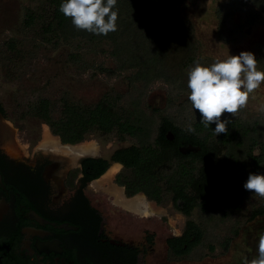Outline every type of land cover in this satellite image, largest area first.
<instances>
[{
    "label": "trees",
    "instance_id": "trees-1",
    "mask_svg": "<svg viewBox=\"0 0 264 264\" xmlns=\"http://www.w3.org/2000/svg\"><path fill=\"white\" fill-rule=\"evenodd\" d=\"M44 1L45 15L38 26L44 41H107L111 44L110 56L118 67L133 73L129 76L131 90L125 99L118 93L106 92L95 103L85 105L65 93L57 101L39 98L33 114L63 142L74 143L95 132L117 133L119 139L134 138L136 144L117 150L112 159L133 165L136 190L144 191L158 203L173 193V199L183 200L187 214L196 207L203 219L230 221L231 226L244 221L240 207L249 191L243 185L249 173L264 174V121L246 119L240 112L235 117L225 114L222 119L230 121L228 132L216 136L215 124L205 127L190 102L171 103L177 114L160 117L156 109H148L143 102L145 90L155 80L167 83L173 100L179 93H189L188 70L197 60L209 65L197 56L196 42L179 6L180 0H117V30L106 36L77 30L71 19L59 11L63 0ZM224 7L219 23L223 37L235 33L226 24L236 11L245 16L240 30L252 27L264 17V0H229L218 10L223 11ZM34 18L29 14L25 26L34 25ZM7 49L19 51L14 40L8 42ZM261 54L264 58V50ZM189 124L195 132L186 130ZM168 131L173 134L172 140L166 138ZM181 142L199 145L200 150L182 154L178 150ZM99 161L102 165L97 172L101 173L108 161ZM263 213L264 202L247 219ZM188 230L197 231L198 245L204 235L202 229L190 224ZM209 248L212 250L213 246Z\"/></svg>",
    "mask_w": 264,
    "mask_h": 264
},
{
    "label": "flooded vegetation",
    "instance_id": "flooded-vegetation-1",
    "mask_svg": "<svg viewBox=\"0 0 264 264\" xmlns=\"http://www.w3.org/2000/svg\"><path fill=\"white\" fill-rule=\"evenodd\" d=\"M19 134L0 91V264H155L156 219L165 217L155 209L166 200L186 219L163 240V261H183L199 245L188 230L199 226L189 219L196 207L187 214L173 193L158 203L135 189L133 165L112 159L136 142L103 157L85 138L51 132L53 140L21 142ZM188 144L200 147L179 146ZM99 160L108 161L101 173Z\"/></svg>",
    "mask_w": 264,
    "mask_h": 264
},
{
    "label": "rangeland",
    "instance_id": "rangeland-1",
    "mask_svg": "<svg viewBox=\"0 0 264 264\" xmlns=\"http://www.w3.org/2000/svg\"><path fill=\"white\" fill-rule=\"evenodd\" d=\"M228 2L229 0L179 1L184 17L192 29L197 56L210 65L217 58L224 59L228 55H238L241 51H251L257 59L258 70L264 71V58L261 57L264 50V17L258 19L252 27L240 30L239 25L243 24L245 16L240 10L236 11L226 24L235 33L223 37L219 23L226 8L223 11L218 9ZM45 6L44 0H0V91L9 115L19 130L21 142H47L55 139L48 125L33 114V108L41 97L57 101L67 93L75 101L89 105L106 92L118 93L125 99L131 90L129 76L133 70L118 67L110 56L109 42L101 40L89 44L84 40L73 39L54 44L44 41L38 26L42 23L41 17L45 15ZM155 12V15L158 14L159 9ZM28 13L35 16V24L30 27L25 26ZM13 40L19 51L10 52L7 49L8 42ZM140 85L139 82L138 86ZM188 95L186 92L179 93L173 100L167 83L155 80L145 90L143 102L148 109H156L160 117L169 113L177 114V108L170 104L189 102ZM261 103H264V84L250 94L248 106L239 112L246 119L260 118L264 121V114L257 110ZM192 110L189 112H193ZM83 142L86 145L87 142H91V145L95 143L101 148L103 157H108L117 147L129 145L135 140L129 136L119 139L117 133L103 135L95 132ZM263 202L264 199L249 192L240 207L244 221L235 226H231L230 221L203 219L201 211L194 209L189 219L199 224L204 235L199 245L180 262L175 259L164 262L161 258L164 250L162 246L171 230L177 232L183 227L186 217L172 212L168 200L156 209L153 207L165 215L162 219H156L157 254L154 253L153 258L157 260L154 259V263L243 264L245 258L250 261L257 255L259 236L264 234V213L251 220L247 218ZM214 221L218 224L214 225ZM210 246H213L212 250Z\"/></svg>",
    "mask_w": 264,
    "mask_h": 264
},
{
    "label": "clouds",
    "instance_id": "clouds-1",
    "mask_svg": "<svg viewBox=\"0 0 264 264\" xmlns=\"http://www.w3.org/2000/svg\"><path fill=\"white\" fill-rule=\"evenodd\" d=\"M116 4L117 0H63L59 11L71 19L77 30L106 36L117 30ZM187 77L188 100L199 112L200 122L205 127L215 124L216 136L228 132L230 121L222 117L238 115L248 106L250 94L264 84V71L258 70L257 59L251 51L217 58L210 65L197 60L188 70ZM257 110L264 114V103ZM186 130L195 132L191 124ZM243 187L264 199V174L249 173ZM256 253L250 261L245 258L243 264H264V234L259 236Z\"/></svg>",
    "mask_w": 264,
    "mask_h": 264
},
{
    "label": "water",
    "instance_id": "water-1",
    "mask_svg": "<svg viewBox=\"0 0 264 264\" xmlns=\"http://www.w3.org/2000/svg\"><path fill=\"white\" fill-rule=\"evenodd\" d=\"M166 138L168 140H172L173 134H172L171 131H168L166 133ZM178 150L182 154H187V153H190V152H197V151H199L200 150V147L194 146L192 144H188V145H181V146H179Z\"/></svg>",
    "mask_w": 264,
    "mask_h": 264
}]
</instances>
